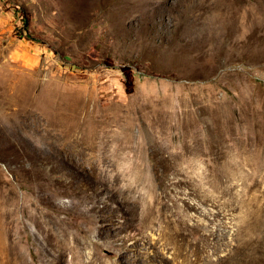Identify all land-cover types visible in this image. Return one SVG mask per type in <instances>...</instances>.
Segmentation results:
<instances>
[{
    "label": "rangeland",
    "instance_id": "374dc122",
    "mask_svg": "<svg viewBox=\"0 0 264 264\" xmlns=\"http://www.w3.org/2000/svg\"><path fill=\"white\" fill-rule=\"evenodd\" d=\"M8 249L264 264V0H0Z\"/></svg>",
    "mask_w": 264,
    "mask_h": 264
},
{
    "label": "bare ground",
    "instance_id": "6f19581e",
    "mask_svg": "<svg viewBox=\"0 0 264 264\" xmlns=\"http://www.w3.org/2000/svg\"><path fill=\"white\" fill-rule=\"evenodd\" d=\"M66 245H68V239H65V242H64L63 249H65V250H66V248H65ZM8 250H9L7 253V257L9 259L8 264H13L14 261H16V263H17V256L14 253H12L13 251L11 249H8ZM75 250H76L75 253L77 254V253H79L80 249L75 248ZM18 264H28V263L23 256H19Z\"/></svg>",
    "mask_w": 264,
    "mask_h": 264
},
{
    "label": "trees",
    "instance_id": "16d2710c",
    "mask_svg": "<svg viewBox=\"0 0 264 264\" xmlns=\"http://www.w3.org/2000/svg\"><path fill=\"white\" fill-rule=\"evenodd\" d=\"M24 22H25V26H27V25H26V24H27V20H25Z\"/></svg>",
    "mask_w": 264,
    "mask_h": 264
}]
</instances>
